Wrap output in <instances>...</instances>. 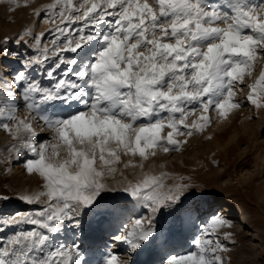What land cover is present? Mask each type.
I'll use <instances>...</instances> for the list:
<instances>
[{"label":"snow or ice","instance_id":"obj_1","mask_svg":"<svg viewBox=\"0 0 264 264\" xmlns=\"http://www.w3.org/2000/svg\"><path fill=\"white\" fill-rule=\"evenodd\" d=\"M40 18L56 27L47 37L26 31L34 53L0 47L24 69L0 92V130L17 141L8 159L43 181L19 197L38 208L0 215V264H94L81 233L121 221L129 204L150 215L111 238L136 255L156 251L158 264H224L228 249L213 234L232 225L215 213L190 250L173 244L176 223L182 230L187 214L195 226L192 213L210 194L143 169L160 151H181L188 140L179 137L202 135L213 116L227 120L243 107L245 80L264 61V0H53ZM39 68L48 85L32 75ZM246 98L264 108V66ZM34 121L51 130L50 140L37 139ZM137 168L141 175L128 180L125 171ZM118 175L124 179L109 183ZM66 230L77 238L70 244L58 242ZM102 264L124 262L109 250Z\"/></svg>","mask_w":264,"mask_h":264},{"label":"rangeland","instance_id":"obj_2","mask_svg":"<svg viewBox=\"0 0 264 264\" xmlns=\"http://www.w3.org/2000/svg\"><path fill=\"white\" fill-rule=\"evenodd\" d=\"M51 3L53 0H17L19 6H16L9 3V0H0V41H3L5 35L8 36L6 41L0 42V47H5L7 44V49L10 51L19 50L25 54L34 53L32 36H26L25 33L31 30L33 36L43 33L47 37L50 30L56 27L51 22H42L40 18L44 16L46 6ZM37 12H40V17L36 15ZM21 36L24 37L23 40L18 39ZM23 45H27V47ZM13 64L17 65L19 71L24 70L16 56L9 55L7 58L0 56V70L3 69L5 72L2 81L4 86L11 84L12 78L17 72L16 70L8 71L13 69L11 67ZM262 66H264V61L257 63L255 75L259 76ZM45 67H49V65H45ZM32 75L45 85L50 83L44 78V68L32 71ZM246 80L244 92L240 93L238 97L243 104V107L239 109L241 114L237 116L238 127L230 132L227 138L220 142L214 138L213 133L218 131L216 126L221 121L215 117L216 119H212L211 127L202 135H195L191 138L179 137L180 140H188L181 151L167 154L160 151L145 163L143 169L144 172H153L154 174L166 172L173 177H183L186 181L194 183L197 192L210 194L204 197L200 203V211L203 205L212 204L215 208L212 213L230 221L233 227L239 226L238 221L230 218L231 214L228 211L222 213L221 204L235 205L246 212L249 226L246 228L244 225L243 230L239 229V236L225 239V235L221 232L216 231L213 234L228 249L222 253L224 264H251L250 260L254 261L253 264H264V108L257 109L247 100L248 85L252 81L251 79L248 81L249 78ZM2 91L3 89L0 88V92ZM13 91L17 93L20 105L18 115L23 118L26 115L23 108L24 102L19 98V90L15 86H13ZM33 123L39 133L37 139L39 137L51 139V130L44 127L42 122L34 121ZM241 136L244 139L237 146V140ZM16 143L17 141L11 135L0 130V197H8L7 200L0 199V215L4 216L38 208V205L30 206L22 202L19 197L41 190L43 183L41 180V183L38 184L32 175L27 174L14 156L8 159V149ZM5 155V159H3ZM124 159L127 160V158ZM136 163L140 164L143 161L137 159ZM121 168L123 170L122 165ZM140 175L139 168L125 171V176L130 181H135ZM123 179L124 177L118 175L115 180H110L109 183H117ZM174 182L173 180L167 181L168 184ZM13 204H20L22 209L6 213V207ZM216 208L219 210L216 211ZM147 215H150L147 209L129 204L123 219L108 223L107 227H103L104 230L102 225L90 224L79 237V242L87 252V258L94 264H102L106 253L111 250L121 256L124 264H137V259L142 254L136 255L128 246L124 249L123 243L118 240L113 241L111 237L113 234H121V230L125 226L131 228L138 216ZM193 217L195 216L193 215ZM211 219L212 215L207 219L208 224ZM202 221L203 219L197 223L198 227L192 231L189 239L187 238L185 247L183 246L186 241L185 235L181 234L176 237V239L179 238L178 244L183 246L177 247L176 250L188 251L191 249L192 237L201 235L197 229H202L207 225L206 221L204 223ZM100 230H103L104 235L97 239L98 235L96 234ZM177 231L179 232L180 229ZM12 234V230H6L3 237H11ZM73 239L77 238L72 235L71 230H66L61 233L58 242L70 244ZM173 244L175 245L176 242L173 241ZM152 253H146L144 263L141 264H158L159 259L150 256Z\"/></svg>","mask_w":264,"mask_h":264},{"label":"bare ground","instance_id":"obj_3","mask_svg":"<svg viewBox=\"0 0 264 264\" xmlns=\"http://www.w3.org/2000/svg\"><path fill=\"white\" fill-rule=\"evenodd\" d=\"M8 39V36L5 35L3 37V41H6ZM2 40L0 42H3ZM13 69H9L8 71H14L16 70L17 72L19 71V68L17 67L16 64H13L11 66ZM5 77V72L3 69L0 70V88L1 89H4V85L2 84V81ZM259 76L255 75V71L253 72V75L251 78H249L248 81H252V83L258 79ZM247 81V80H246ZM241 114V111L240 110H236L234 112H232L230 114V116L228 117L227 120H221L219 122V124L216 126V128L218 129V131L214 132L213 133V136L214 138L220 142L222 139H225L228 137V135L230 134V132H232L234 129H237V116ZM216 116H213L212 119H216L215 118ZM244 137L241 136L238 140H237V146L239 145L240 141L243 140ZM233 148V147H232ZM6 155L3 157V159H5ZM32 177L34 178V180L40 184L41 183V179L36 176V175H32ZM217 204V203H216ZM222 207V213H226L227 211L231 214L230 218H234L238 221V224L239 226L237 227H223V228H220L219 230H217V232H221L223 233L225 236L227 234H230L231 237H237L239 236L240 232H239V229L240 230H243V226L246 225V228L249 226V219H248V216L246 214V212L242 209H240L238 206H235V205H230V204H221ZM19 209H22V206H20V204H13V205H10V206H7L5 211L6 213H12V212H15ZM202 210L199 211L198 213H192V217L193 215L195 217H193V220L195 221V226L192 225V223H190L188 221V218H187V214H185V221H184V227L182 230L179 231V235L181 236V234L185 235V238H186V241L184 243V247L186 245V242H187V238L189 239V236L191 235L192 231L197 228V223L203 219L202 223H204V221H206V223L208 224V221L207 219L210 218V216L213 214L212 211L215 210V208L213 207L212 204H206V205H203V207L201 208ZM219 210L216 208V211ZM211 211V212H210ZM208 217V218H207ZM129 221V220H128ZM172 222V218H169L168 220L164 221V226L165 227H168ZM210 223V222H209ZM108 223L106 224H103L102 225V228L103 227H107ZM180 229V223L177 222L176 225H175V229L174 230H178ZM104 230V228H103ZM103 230L100 232H98L96 235H98V238L97 239H100V237H102L104 234H103ZM115 230V229H114ZM113 236V235H112ZM98 241V240H97ZM113 241H117V240H114ZM96 242V240H95ZM174 242L179 243V238L178 239H175ZM127 247L126 244H124V249ZM119 249V248H118ZM123 249V248H122ZM178 251H181V249H178ZM150 256H154V257H157V259H160V256L159 254L156 252V251H153L152 254H150ZM146 255L145 253H142V255L137 259V264H141V263H144L143 260L145 259ZM118 258L120 260H122L121 256H118ZM251 261V264L254 263L253 260H250Z\"/></svg>","mask_w":264,"mask_h":264}]
</instances>
